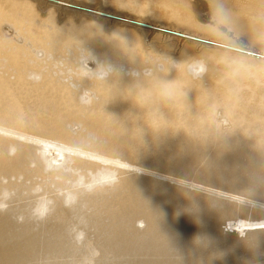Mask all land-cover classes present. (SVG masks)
Here are the masks:
<instances>
[{
  "label": "bare ground",
  "instance_id": "1",
  "mask_svg": "<svg viewBox=\"0 0 264 264\" xmlns=\"http://www.w3.org/2000/svg\"><path fill=\"white\" fill-rule=\"evenodd\" d=\"M0 264H264V0H0Z\"/></svg>",
  "mask_w": 264,
  "mask_h": 264
},
{
  "label": "rangeland",
  "instance_id": "2",
  "mask_svg": "<svg viewBox=\"0 0 264 264\" xmlns=\"http://www.w3.org/2000/svg\"><path fill=\"white\" fill-rule=\"evenodd\" d=\"M81 5H82V4H81ZM83 6H84V4H83ZM74 7H75V8H77V7H78L77 9H81V8H83V7H80V6H77V5H76V6H74ZM205 40H207V41H208V39H205ZM227 46H231V45H227ZM224 47H225V46H224Z\"/></svg>",
  "mask_w": 264,
  "mask_h": 264
},
{
  "label": "clouds",
  "instance_id": "3",
  "mask_svg": "<svg viewBox=\"0 0 264 264\" xmlns=\"http://www.w3.org/2000/svg\"><path fill=\"white\" fill-rule=\"evenodd\" d=\"M166 98L170 99V97L165 96Z\"/></svg>",
  "mask_w": 264,
  "mask_h": 264
}]
</instances>
